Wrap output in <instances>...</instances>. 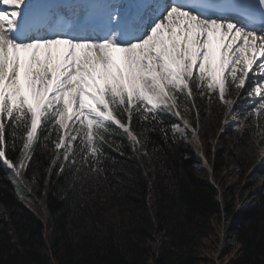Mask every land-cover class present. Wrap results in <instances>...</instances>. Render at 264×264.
I'll return each instance as SVG.
<instances>
[{"label": "snow or ice", "instance_id": "6c2138e0", "mask_svg": "<svg viewBox=\"0 0 264 264\" xmlns=\"http://www.w3.org/2000/svg\"><path fill=\"white\" fill-rule=\"evenodd\" d=\"M194 93L264 117V0H0V164L16 178L41 140L59 173H99L111 128L139 145L134 116L182 119Z\"/></svg>", "mask_w": 264, "mask_h": 264}, {"label": "trees", "instance_id": "16d2710c", "mask_svg": "<svg viewBox=\"0 0 264 264\" xmlns=\"http://www.w3.org/2000/svg\"><path fill=\"white\" fill-rule=\"evenodd\" d=\"M162 121L134 116L130 129L141 141L135 146L127 132L111 128L99 173H59L44 140L22 177L0 164V264H199L198 250L221 202L214 185L197 174L193 147L173 134L181 119L165 114ZM18 179L28 196L34 183L44 191L53 221L50 243L47 221L23 201ZM110 201L122 216L120 230L99 228ZM233 230L242 243L233 264H264V192ZM161 231L164 238L153 252L147 241Z\"/></svg>", "mask_w": 264, "mask_h": 264}, {"label": "rangeland", "instance_id": "374dc122", "mask_svg": "<svg viewBox=\"0 0 264 264\" xmlns=\"http://www.w3.org/2000/svg\"><path fill=\"white\" fill-rule=\"evenodd\" d=\"M193 98L194 108L191 101L185 105L181 100L182 119L181 124H176L180 128L175 133L193 147L199 157L197 174L214 185L217 199L221 202L220 211L212 218V229L203 238L198 250L199 264H233L242 251V243L237 240L233 227L255 204L259 192H264V172L260 171L264 169V117L244 119V113L249 108L246 103L233 106L234 111L230 114L229 107L221 103L215 94L209 98L208 95L196 96L194 93ZM231 98L237 99L235 93ZM185 107L190 110L185 111ZM234 117L240 118L242 126L234 121ZM184 121L189 125L187 129H184ZM15 182L23 201L46 219V235L50 243L53 221L47 218L45 212L44 191L34 183L30 187L33 195L28 196L19 179ZM154 192L155 187L152 188V202ZM121 219L119 211L110 201L104 204L98 225L105 230H120ZM163 238L161 231L147 241L153 252H158ZM47 246H43L42 250L48 252ZM149 257L154 262L152 253Z\"/></svg>", "mask_w": 264, "mask_h": 264}, {"label": "bare ground", "instance_id": "6f19581e", "mask_svg": "<svg viewBox=\"0 0 264 264\" xmlns=\"http://www.w3.org/2000/svg\"><path fill=\"white\" fill-rule=\"evenodd\" d=\"M196 143H198V141L196 140Z\"/></svg>", "mask_w": 264, "mask_h": 264}]
</instances>
